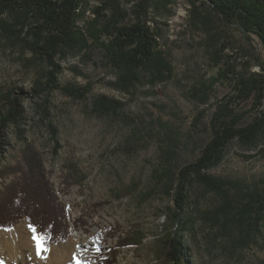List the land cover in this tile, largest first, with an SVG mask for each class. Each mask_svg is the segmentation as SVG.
<instances>
[{"label": "trees", "instance_id": "16d2710c", "mask_svg": "<svg viewBox=\"0 0 264 264\" xmlns=\"http://www.w3.org/2000/svg\"><path fill=\"white\" fill-rule=\"evenodd\" d=\"M125 1L127 4L124 0H97L91 4L89 0H0V38L11 48L28 51V63L37 66L32 97L57 90L72 99H87L89 86L63 84L59 74L63 60L90 53L115 74L113 87L127 94L134 93L140 85L162 84L172 78L174 58L169 49L162 48L160 40L165 38L161 19L173 15L174 0ZM189 4L187 23L202 35L199 46L216 69L210 79L226 88L212 107L206 138L196 143L190 161L179 160L190 140L180 138L168 122L153 118L146 132L138 136L137 125L145 124V119L127 113L122 101L104 94L92 95L89 100L97 117L135 129L129 136L135 146L132 150L157 138V166L142 194L148 197L159 190L172 199L163 213L166 224L154 234L155 258L162 264H190L182 232L193 219L184 215V205L187 187L194 182L210 190L216 200V209L205 214L219 225V233L226 232L232 219L238 227H253L255 241L261 235L264 217V178L244 183L208 173L233 141L253 148L264 144V62L252 46L255 37L264 49V0H189ZM253 66L259 69L253 70ZM207 82L197 80L189 88V94L204 104L213 94ZM37 105L48 115L45 106ZM247 111L257 113L244 123ZM25 119L19 95H13L12 90L2 92L0 138L5 129L13 126L24 139ZM21 157L26 171L22 165L0 164V177L21 172L18 190L8 186L0 195V226L11 228L13 218L21 213L33 224L38 219L41 229L37 221L36 227L40 232L49 227L47 237L51 240L56 236L53 228L58 229L64 212L34 146H25ZM77 173L71 172L72 178L78 177ZM133 189L129 185L125 192L130 194ZM219 213L223 215L221 219ZM123 237L120 243L125 247H138L145 238L136 232ZM261 245L264 251V241ZM99 254L107 264L114 263L113 256Z\"/></svg>", "mask_w": 264, "mask_h": 264}, {"label": "rangeland", "instance_id": "374dc122", "mask_svg": "<svg viewBox=\"0 0 264 264\" xmlns=\"http://www.w3.org/2000/svg\"><path fill=\"white\" fill-rule=\"evenodd\" d=\"M89 1L90 4L97 2ZM124 3L127 4L125 0ZM189 7V0H174L171 5L173 15L161 19L165 24V38L160 40V44L162 48L169 49L174 58L172 78L162 84L140 85L132 94L114 88L115 74L90 53L63 60L59 74L63 84L89 86L91 91L87 99H72L57 90L32 97L37 66L28 63L30 53L11 48L0 38V95L11 90L13 95L18 94L26 118L24 139H20L13 126L2 133L0 164L23 166L22 150L28 144L33 145L51 190L64 212L58 229L53 228L56 236L51 238L52 243L47 237L49 227L42 228L40 232L36 227L38 222L41 229L38 219L33 224L25 215L17 213L11 228L0 226V252L7 251L4 245L7 237L15 232H24L40 245L44 256H49L57 248L75 247L74 254L79 258L70 264H77V261L81 264H107L99 253L113 256V264H162L155 258L154 234L166 224L163 213L172 204V199L159 190L148 197L142 194L152 182L151 174L157 166V138H150L144 146L132 150L135 146L129 136L135 129L110 118L97 117L89 100L92 95L104 94L122 101L127 113L145 119V124L137 125L138 136L146 132L147 126L150 127L148 122L153 118L168 122L180 138L190 140L179 158L181 163L190 161L196 143L206 138V124L212 107L226 88L210 79L216 69L199 46L202 35L187 23ZM252 46L264 62V49L255 37ZM258 69V66H253V70ZM201 79L208 80L213 90L206 104L189 94L193 82ZM39 103L47 108L48 115L38 107ZM246 113L244 123L251 121L257 112ZM262 148L264 144L253 148L233 141L208 173L215 178L244 183L259 181L264 178ZM71 172H78V177L72 178ZM19 175L21 172L0 177V195L5 194L8 186L18 190ZM129 185L135 189L130 194L125 192ZM215 209L216 200L210 190L197 182L187 187L184 215L193 219L191 223L187 222L182 241L187 248L188 263H264L261 245L264 241V217L261 235L253 241V227H238L232 219L226 232L219 233V225L205 214L208 216V212ZM160 215L162 217L159 218ZM218 215V219L223 217L221 213ZM30 225L35 227V232ZM135 232L145 236L140 246L125 247L120 243L124 235ZM34 236L38 238L33 239ZM81 238H84L83 243H79ZM28 253L31 254L26 249L23 255L21 252L19 255L28 261L31 258Z\"/></svg>", "mask_w": 264, "mask_h": 264}, {"label": "bare ground", "instance_id": "6f19581e", "mask_svg": "<svg viewBox=\"0 0 264 264\" xmlns=\"http://www.w3.org/2000/svg\"><path fill=\"white\" fill-rule=\"evenodd\" d=\"M23 233L15 232L10 238L7 237L5 239L4 245L7 251L6 253L4 251L0 252V264H70L79 258L78 254H74L76 249L73 246L57 248L49 256H44L40 245H37ZM83 241L84 238H81L79 243H83ZM26 249L31 252V254L28 253L31 257L28 261L21 259L19 255L20 252L23 255Z\"/></svg>", "mask_w": 264, "mask_h": 264}, {"label": "snow or ice", "instance_id": "6c2138e0", "mask_svg": "<svg viewBox=\"0 0 264 264\" xmlns=\"http://www.w3.org/2000/svg\"><path fill=\"white\" fill-rule=\"evenodd\" d=\"M29 227H30V229H31L33 232L36 231V229H35V227H34L33 225H30ZM37 238H38L37 236H34V237H33V239H37ZM44 239H47V237H44ZM77 264H81V262H80V261H77Z\"/></svg>", "mask_w": 264, "mask_h": 264}]
</instances>
